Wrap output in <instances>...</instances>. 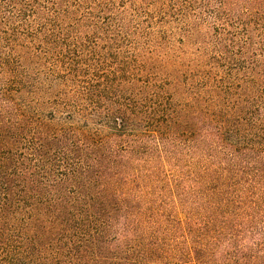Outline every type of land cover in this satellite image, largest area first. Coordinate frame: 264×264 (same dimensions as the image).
<instances>
[{
	"label": "trees",
	"instance_id": "trees-1",
	"mask_svg": "<svg viewBox=\"0 0 264 264\" xmlns=\"http://www.w3.org/2000/svg\"><path fill=\"white\" fill-rule=\"evenodd\" d=\"M0 264H264V0H0Z\"/></svg>",
	"mask_w": 264,
	"mask_h": 264
}]
</instances>
